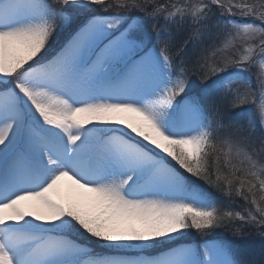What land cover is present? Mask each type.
I'll use <instances>...</instances> for the list:
<instances>
[{
    "label": "snow or ice",
    "instance_id": "1",
    "mask_svg": "<svg viewBox=\"0 0 264 264\" xmlns=\"http://www.w3.org/2000/svg\"><path fill=\"white\" fill-rule=\"evenodd\" d=\"M0 264H264V0H0Z\"/></svg>",
    "mask_w": 264,
    "mask_h": 264
},
{
    "label": "trees",
    "instance_id": "2",
    "mask_svg": "<svg viewBox=\"0 0 264 264\" xmlns=\"http://www.w3.org/2000/svg\"><path fill=\"white\" fill-rule=\"evenodd\" d=\"M56 43L57 42L53 43V47L56 46ZM253 83H255L254 77H253ZM247 232L251 233V235L246 234L245 237H243V238H234L226 230H224V229L219 230L220 234L224 235L227 239L232 240L241 249H244L246 246H252V247L258 249L259 245L261 244L260 237L257 234H255L252 229H248ZM213 235H214V237L216 236V234H213ZM198 239H199V237L197 236V234L195 232H193L191 234L190 238L188 240H186L185 242L186 243H192V242H196ZM98 251H100V250H98Z\"/></svg>",
    "mask_w": 264,
    "mask_h": 264
},
{
    "label": "rangeland",
    "instance_id": "3",
    "mask_svg": "<svg viewBox=\"0 0 264 264\" xmlns=\"http://www.w3.org/2000/svg\"><path fill=\"white\" fill-rule=\"evenodd\" d=\"M55 47H56V46H55ZM192 243H195V242H192ZM97 249H98V250H101L99 247H98ZM98 250H97V251H98Z\"/></svg>",
    "mask_w": 264,
    "mask_h": 264
}]
</instances>
